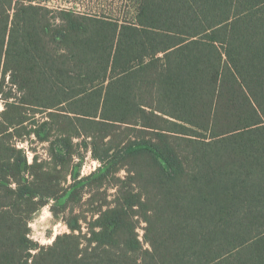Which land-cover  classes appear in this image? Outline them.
<instances>
[{"label": "trees", "instance_id": "16d2710c", "mask_svg": "<svg viewBox=\"0 0 264 264\" xmlns=\"http://www.w3.org/2000/svg\"><path fill=\"white\" fill-rule=\"evenodd\" d=\"M0 96V264H264V0H136L124 19L0 0ZM32 135L50 162L14 140ZM75 138L103 162L84 179L116 190L39 246L33 215L80 195Z\"/></svg>", "mask_w": 264, "mask_h": 264}, {"label": "rangeland", "instance_id": "374dc122", "mask_svg": "<svg viewBox=\"0 0 264 264\" xmlns=\"http://www.w3.org/2000/svg\"><path fill=\"white\" fill-rule=\"evenodd\" d=\"M33 3H40L41 5H47L50 8H58L59 6H66L71 4V0H32ZM77 2V5L84 7L89 10L94 8L95 10H100L108 12V14H114L120 19L124 17H130L132 15L136 0H72ZM75 5V3H73ZM131 7L130 11L128 8ZM133 8V9H132ZM8 88V87H7ZM6 88V89H7ZM5 109L4 100L0 96V113ZM27 112L30 114L31 120L34 122L33 125H29V128H33L40 125L49 118L47 112H43L41 109H28ZM1 119V115H0ZM56 122H65L63 118H54ZM19 147L25 149L26 155L28 157V162L31 164L34 161L36 155L39 156L40 160H51L49 154V147L51 145L50 141H41L36 135H32L27 139L23 140L21 137L16 136L14 139ZM91 140L89 138H75L73 140L74 144V158L67 163L66 166H70V170L76 171L79 175L78 178V188L77 192L79 197L75 201L66 202V198H61L58 200H50L47 204L42 206L38 212H36L29 221L30 227V237L38 243L39 246H48L52 244L59 234L69 232L67 224L64 222V218H69L72 215H78L80 218V224L87 230L92 221L91 216H94L93 211L95 210L97 204L105 201V198H112V194L115 192V188L109 184L103 186H96V183H92L91 179H84L87 176L98 172L102 168L103 162L94 156L92 146L90 144ZM126 171L122 170L118 176L123 178L126 175ZM69 186L73 182V177L70 174L68 176ZM91 183V184H90ZM66 204V209L69 206H73L74 212L65 213L61 212L58 208L53 213L52 206L61 207L62 204ZM61 205V206H60ZM65 209V210H66ZM58 214V215H57ZM85 217L87 219H85ZM145 222H141L139 226V232L142 236L144 233ZM37 250H33L35 253Z\"/></svg>", "mask_w": 264, "mask_h": 264}]
</instances>
